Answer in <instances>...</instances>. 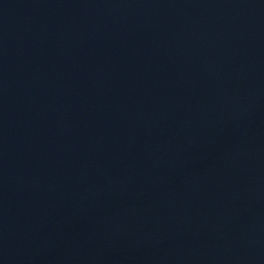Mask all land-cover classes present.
Wrapping results in <instances>:
<instances>
[{"label":"water","instance_id":"1","mask_svg":"<svg viewBox=\"0 0 264 264\" xmlns=\"http://www.w3.org/2000/svg\"><path fill=\"white\" fill-rule=\"evenodd\" d=\"M0 264H264V0H0Z\"/></svg>","mask_w":264,"mask_h":264}]
</instances>
